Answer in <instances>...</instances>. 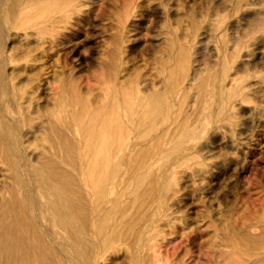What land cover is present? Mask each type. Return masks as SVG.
Wrapping results in <instances>:
<instances>
[{
  "label": "bare ground",
  "instance_id": "bare-ground-1",
  "mask_svg": "<svg viewBox=\"0 0 264 264\" xmlns=\"http://www.w3.org/2000/svg\"><path fill=\"white\" fill-rule=\"evenodd\" d=\"M257 2L233 0L230 10H262ZM74 6L0 0V264H207L193 249L202 226L209 242L231 241L232 264H264V205L253 214L243 201L224 209L202 198L199 147L252 85L241 42L225 35L231 19L214 17L184 42L171 34L158 83L143 90L109 76L86 105L64 76L51 84L46 63ZM253 30L264 33L261 18ZM203 34L215 41L205 68L191 50ZM177 174L194 177L191 188ZM201 193L191 215L185 197Z\"/></svg>",
  "mask_w": 264,
  "mask_h": 264
},
{
  "label": "rangeland",
  "instance_id": "rangeland-1",
  "mask_svg": "<svg viewBox=\"0 0 264 264\" xmlns=\"http://www.w3.org/2000/svg\"><path fill=\"white\" fill-rule=\"evenodd\" d=\"M232 2L74 0L71 17L59 24V49L46 62L51 69V84L58 85L57 79L64 76L71 95L76 94V98L87 105L95 100V94L109 76L124 86L138 83L143 90L158 83L156 67L171 34L184 42L195 27L199 28L214 17L231 19L225 35L231 46L241 42L240 54L246 60L240 72L253 74L244 81L252 85L246 90L247 99L232 108L231 120L224 122L221 131L208 137L199 147L197 159L203 162L198 163V167L205 172L204 177L201 176L205 195L185 197L191 215H198L201 196L212 200L214 206L220 202L224 209L241 205L243 201L247 211L253 214L262 212L264 205V33L252 31L260 18L264 21V8L233 14L230 10ZM258 4L257 0H249L248 5L257 7ZM195 41L191 49L195 65L212 66L214 38L203 34ZM180 175L177 174L174 181L191 188L194 177ZM240 212L239 209L233 220L238 223V231H241L239 225L243 218ZM214 217L219 219L217 214H213ZM54 222L57 220H51L53 230L64 233L59 223ZM209 233L208 226H202L197 233L193 245L197 255L204 257L201 259L207 264H232L234 246L231 241L215 238L209 242ZM247 261L256 262V256Z\"/></svg>",
  "mask_w": 264,
  "mask_h": 264
}]
</instances>
